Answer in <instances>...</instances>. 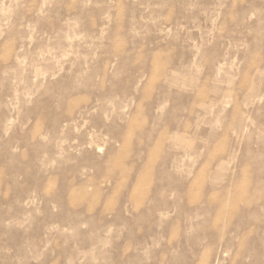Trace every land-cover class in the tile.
<instances>
[{"label":"rangeland","instance_id":"374dc122","mask_svg":"<svg viewBox=\"0 0 264 264\" xmlns=\"http://www.w3.org/2000/svg\"><path fill=\"white\" fill-rule=\"evenodd\" d=\"M0 264H264V0H0Z\"/></svg>","mask_w":264,"mask_h":264}]
</instances>
